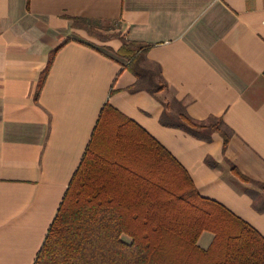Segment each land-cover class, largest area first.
<instances>
[{"label": "crops", "instance_id": "0c3cea01", "mask_svg": "<svg viewBox=\"0 0 264 264\" xmlns=\"http://www.w3.org/2000/svg\"><path fill=\"white\" fill-rule=\"evenodd\" d=\"M72 18L149 45L143 72ZM106 106L264 238V211L240 181L264 186V0H0V264H33ZM181 117L220 126L200 140L170 126Z\"/></svg>", "mask_w": 264, "mask_h": 264}, {"label": "trees", "instance_id": "16d2710c", "mask_svg": "<svg viewBox=\"0 0 264 264\" xmlns=\"http://www.w3.org/2000/svg\"><path fill=\"white\" fill-rule=\"evenodd\" d=\"M72 20L89 36L91 27L107 23ZM115 29L118 35L104 42L119 41L115 54L128 61L129 71L143 72L138 64L149 45L127 41ZM170 123L209 140L200 132L203 126L183 117ZM222 135L224 149L228 138ZM203 234L211 236L205 248L199 245ZM33 264H264V238L223 205L202 197L160 143L106 106Z\"/></svg>", "mask_w": 264, "mask_h": 264}, {"label": "rangeland", "instance_id": "374dc122", "mask_svg": "<svg viewBox=\"0 0 264 264\" xmlns=\"http://www.w3.org/2000/svg\"><path fill=\"white\" fill-rule=\"evenodd\" d=\"M76 30L79 31H83L89 38H90V43L97 45L96 43H103L104 39L107 38H112L115 35H118L117 32H115V28L116 26L112 25V24H107V23H100L98 24V26L96 27H91L90 29V36L86 33L85 30V26L77 23L75 25ZM102 39V40H101ZM194 126V124H192ZM213 125L215 126H220L217 122L213 123ZM198 126V125H197ZM203 126L204 129H200V132L204 133V134H209V136L211 135V133L213 131H215L213 128H209V126H205V125H200ZM241 182H243L245 184V188L248 189L249 194L251 195L252 199H254L255 204L258 205V207L262 208L264 207V192L260 189L259 185H256L253 182L250 181H244L242 179H240Z\"/></svg>", "mask_w": 264, "mask_h": 264}]
</instances>
